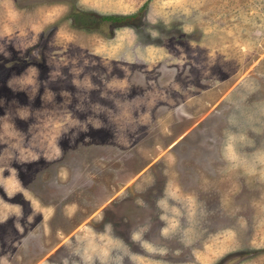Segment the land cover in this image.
Here are the masks:
<instances>
[{
	"label": "rangeland",
	"instance_id": "rangeland-1",
	"mask_svg": "<svg viewBox=\"0 0 264 264\" xmlns=\"http://www.w3.org/2000/svg\"><path fill=\"white\" fill-rule=\"evenodd\" d=\"M145 1L0 0V264H264V0Z\"/></svg>",
	"mask_w": 264,
	"mask_h": 264
},
{
	"label": "trees",
	"instance_id": "trees-1",
	"mask_svg": "<svg viewBox=\"0 0 264 264\" xmlns=\"http://www.w3.org/2000/svg\"><path fill=\"white\" fill-rule=\"evenodd\" d=\"M148 1L146 0L136 11L129 13H118V12H108V13H88L86 12L84 15H89L87 17L86 22L90 20L108 22L110 26H120L124 24H131L136 19L140 18L141 13L144 8L147 6ZM95 16V17H94ZM92 17H94L92 19ZM135 23V22H134Z\"/></svg>",
	"mask_w": 264,
	"mask_h": 264
}]
</instances>
